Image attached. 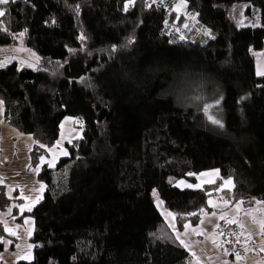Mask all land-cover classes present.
Wrapping results in <instances>:
<instances>
[{
  "label": "trees",
  "instance_id": "trees-1",
  "mask_svg": "<svg viewBox=\"0 0 264 264\" xmlns=\"http://www.w3.org/2000/svg\"><path fill=\"white\" fill-rule=\"evenodd\" d=\"M0 12V48L24 33L38 57L35 70L0 69L3 121L32 138L30 169L65 117L81 130L67 158L36 176L46 191L27 214L33 261L18 264H191L153 191L178 231L212 213L209 199L264 204V77L250 53L264 46V0H9ZM244 17L260 27H240ZM187 91L198 104L178 98ZM211 170L213 184L175 186ZM16 197L0 186V211Z\"/></svg>",
  "mask_w": 264,
  "mask_h": 264
},
{
  "label": "crops",
  "instance_id": "crops-1",
  "mask_svg": "<svg viewBox=\"0 0 264 264\" xmlns=\"http://www.w3.org/2000/svg\"><path fill=\"white\" fill-rule=\"evenodd\" d=\"M81 137V130L75 126L71 117H65L60 123L59 137L47 155L40 158L39 165L30 169V151L34 142L29 135H23L3 121V104L0 102V186L5 187L6 194L11 198L16 192L17 197L6 211H0V264L31 263L33 246L29 242L34 232V221L27 215L43 200L46 186L37 181L36 176L42 167L54 170L61 159L67 158L66 145ZM195 183L179 180L178 189H198L213 184L219 178L216 170L201 172L194 175ZM224 180L221 190H232V182ZM231 181V180H230ZM16 201H21L17 203ZM212 213L202 217L196 226L186 224L182 231L176 228L174 216L164 209L161 201L155 202L156 209L166 226L173 233L178 244L188 253L192 264H264V237L258 227L249 222L243 211L252 213V209L263 207L242 208L229 207L209 199ZM16 213L13 214L12 212ZM225 221L235 224L236 234L240 240V252L231 257V250L225 249L218 232L219 223ZM231 221V222H230ZM243 231V232H242ZM15 233L12 235L11 233ZM212 235L211 245L205 240ZM228 251L227 253L221 250Z\"/></svg>",
  "mask_w": 264,
  "mask_h": 264
},
{
  "label": "rangeland",
  "instance_id": "rangeland-1",
  "mask_svg": "<svg viewBox=\"0 0 264 264\" xmlns=\"http://www.w3.org/2000/svg\"><path fill=\"white\" fill-rule=\"evenodd\" d=\"M183 6H185L184 3L178 4L175 7V11L178 14H181L183 12ZM246 10H247V6L244 7V16H245ZM242 20H243L242 25H240V27H247V26H249L251 28H259L260 27V22H258V21H256V23H255V22L250 21L246 17H244ZM250 53H251V57L254 61L256 76L258 78L264 77V46L260 50H257V51L250 50ZM12 64H15L18 68H27L30 70H35L38 67V57L32 50L27 48V46L25 45L24 33H20V36L17 37L16 42L14 44L9 45L7 47L0 48V69L8 67ZM185 94H187V95H185ZM191 94H194V93H191L188 91L185 92L184 94L180 93V94H178V98H180L182 100L183 99L184 100H186V99L191 100L192 99L191 101H194L195 104H198L199 101H198V98H196V97L199 96V93H196L195 95H198V96H195L193 98L190 97ZM182 96H183V98H182ZM203 96H205V95H203ZM185 97H186V99H185ZM204 98H206V97H204ZM209 105H211L212 107H210L208 109V112H205V107H207ZM216 105H217V103H209V104L204 105L203 111L205 112V115H207V117L209 115H212V117L214 119H217V117L215 116L216 113L214 114V112L217 111V108L215 109ZM214 125H216V124H214ZM216 126H218V125H216ZM152 196L155 198V202L159 201L156 191L152 192ZM220 204L223 205L224 203L221 202ZM235 207L238 208L239 210H243L242 208H244L241 204H236ZM261 208H263V207L252 209V211H253L252 213H248L247 211H243V213L247 216V219L249 220V222L252 223L254 225V227H256V228L258 227L257 230H260V233H261V228H262L261 225L264 224V210ZM31 220H32V218H31ZM225 223L227 224V222H225ZM0 226H3V224L0 223ZM237 232H238V230H237ZM220 237H221V235H220ZM211 239H212V235L205 238V240H207V242H210ZM210 243L212 246L215 245V242H210ZM222 248L223 247H221L222 251H224L226 253L228 252ZM192 263L193 262L191 261V264Z\"/></svg>",
  "mask_w": 264,
  "mask_h": 264
},
{
  "label": "snow or ice",
  "instance_id": "snow-or-ice-1",
  "mask_svg": "<svg viewBox=\"0 0 264 264\" xmlns=\"http://www.w3.org/2000/svg\"><path fill=\"white\" fill-rule=\"evenodd\" d=\"M9 2V0H0V4H6V3H8ZM12 2H15V0H12ZM5 15V13L4 12H0V17H2V16H4ZM210 107H212L211 105H209V106H207V107H205V112H208V109L210 108ZM208 119L213 123V124H216V125H218V126H220V127H223V125L220 123V121L219 120H217V119H214L213 117H212V115H209L208 116ZM226 183H231V181L229 180V181H227ZM231 222V221H230ZM261 227H262V231H264V224H262L261 225ZM12 235H15V233L13 232V233H11Z\"/></svg>",
  "mask_w": 264,
  "mask_h": 264
},
{
  "label": "built area",
  "instance_id": "built-area-1",
  "mask_svg": "<svg viewBox=\"0 0 264 264\" xmlns=\"http://www.w3.org/2000/svg\"><path fill=\"white\" fill-rule=\"evenodd\" d=\"M221 229H222V234L225 236V238H228L229 239V241L234 246L235 252L238 253L239 252V249H240L239 244H238L237 240L231 235V233H230L227 225L224 224Z\"/></svg>",
  "mask_w": 264,
  "mask_h": 264
}]
</instances>
